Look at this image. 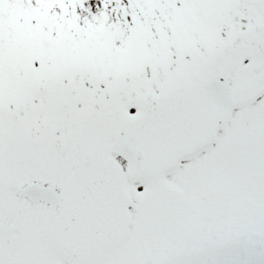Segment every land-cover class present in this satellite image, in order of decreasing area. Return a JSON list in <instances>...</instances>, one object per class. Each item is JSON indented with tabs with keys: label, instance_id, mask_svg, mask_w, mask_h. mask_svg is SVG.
I'll return each mask as SVG.
<instances>
[{
	"label": "snow or ice",
	"instance_id": "1",
	"mask_svg": "<svg viewBox=\"0 0 264 264\" xmlns=\"http://www.w3.org/2000/svg\"><path fill=\"white\" fill-rule=\"evenodd\" d=\"M0 264H264V0H0Z\"/></svg>",
	"mask_w": 264,
	"mask_h": 264
}]
</instances>
